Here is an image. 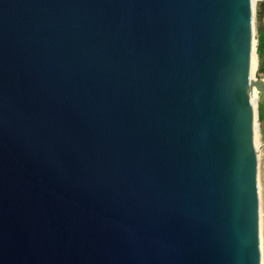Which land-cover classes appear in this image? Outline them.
<instances>
[{
    "label": "water",
    "instance_id": "obj_1",
    "mask_svg": "<svg viewBox=\"0 0 264 264\" xmlns=\"http://www.w3.org/2000/svg\"><path fill=\"white\" fill-rule=\"evenodd\" d=\"M256 8L0 0V264H262Z\"/></svg>",
    "mask_w": 264,
    "mask_h": 264
},
{
    "label": "rangeland",
    "instance_id": "obj_2",
    "mask_svg": "<svg viewBox=\"0 0 264 264\" xmlns=\"http://www.w3.org/2000/svg\"><path fill=\"white\" fill-rule=\"evenodd\" d=\"M259 5V1H258ZM257 5V6H258ZM257 24V23H256ZM258 48V45H257ZM257 56H258V64L257 68L260 71H264V64L261 62V58L259 55V52L257 50ZM262 95H259L258 97V134H259V140H260V152L262 153L261 157L259 158V188L261 189L260 194V206L261 210L263 211V214L261 215V241H262V259L264 257V121H261L260 114L264 116V108L263 104L261 103Z\"/></svg>",
    "mask_w": 264,
    "mask_h": 264
},
{
    "label": "crops",
    "instance_id": "obj_3",
    "mask_svg": "<svg viewBox=\"0 0 264 264\" xmlns=\"http://www.w3.org/2000/svg\"><path fill=\"white\" fill-rule=\"evenodd\" d=\"M263 0L259 1L262 3ZM258 5V4H257ZM259 5L257 6V16H256V40H257V45H258V52L261 58L262 64H264V12L260 13V7ZM262 100L261 103L263 104L264 108V95H262Z\"/></svg>",
    "mask_w": 264,
    "mask_h": 264
},
{
    "label": "bare ground",
    "instance_id": "obj_4",
    "mask_svg": "<svg viewBox=\"0 0 264 264\" xmlns=\"http://www.w3.org/2000/svg\"><path fill=\"white\" fill-rule=\"evenodd\" d=\"M256 1V0H254ZM255 43H256V46H257V40L255 39ZM258 54L255 52L253 54V59H252V71L254 72L257 68V64H258ZM255 98L257 99V93L255 92ZM258 100V99H257ZM258 102V101H257ZM256 104V103H255ZM260 140H259V134H258V131L256 132V147L259 148V158L261 157L262 153L260 152ZM259 193L261 194V189L259 188ZM263 214V211L261 210V215ZM262 225V224H261ZM261 248H262V241H261ZM262 264H264V257L262 259Z\"/></svg>",
    "mask_w": 264,
    "mask_h": 264
},
{
    "label": "trees",
    "instance_id": "obj_5",
    "mask_svg": "<svg viewBox=\"0 0 264 264\" xmlns=\"http://www.w3.org/2000/svg\"><path fill=\"white\" fill-rule=\"evenodd\" d=\"M259 7H260V13H263L264 12V0L262 1V3H260ZM260 118H261V121L263 122L264 116L262 114H260Z\"/></svg>",
    "mask_w": 264,
    "mask_h": 264
},
{
    "label": "built area",
    "instance_id": "obj_6",
    "mask_svg": "<svg viewBox=\"0 0 264 264\" xmlns=\"http://www.w3.org/2000/svg\"><path fill=\"white\" fill-rule=\"evenodd\" d=\"M258 1H260V0H257V4H258ZM256 16H257V8H256Z\"/></svg>",
    "mask_w": 264,
    "mask_h": 264
}]
</instances>
